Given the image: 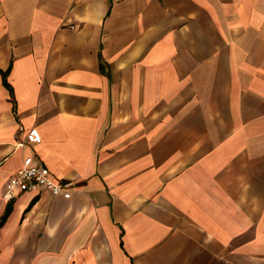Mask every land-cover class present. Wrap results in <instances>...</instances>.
<instances>
[{
	"label": "crops",
	"instance_id": "crops-1",
	"mask_svg": "<svg viewBox=\"0 0 264 264\" xmlns=\"http://www.w3.org/2000/svg\"><path fill=\"white\" fill-rule=\"evenodd\" d=\"M6 207L0 264H264V0H0Z\"/></svg>",
	"mask_w": 264,
	"mask_h": 264
},
{
	"label": "built area",
	"instance_id": "built-area-1",
	"mask_svg": "<svg viewBox=\"0 0 264 264\" xmlns=\"http://www.w3.org/2000/svg\"><path fill=\"white\" fill-rule=\"evenodd\" d=\"M24 142L26 144L40 142V137L34 128L26 132ZM71 186L70 182L52 180L46 168L27 156L23 158L21 166L7 178L5 193L7 198L11 199L18 193L45 191L53 198L68 200Z\"/></svg>",
	"mask_w": 264,
	"mask_h": 264
},
{
	"label": "trees",
	"instance_id": "trees-1",
	"mask_svg": "<svg viewBox=\"0 0 264 264\" xmlns=\"http://www.w3.org/2000/svg\"><path fill=\"white\" fill-rule=\"evenodd\" d=\"M2 84H3V86L8 90L10 100H11V102L13 103V101H12V94H11V92H10V88L7 86V84L5 83L4 80L2 81ZM8 213H9V207H6L5 210H4L3 215L0 217V226L2 225V223H3V221H4V219L6 218V216H7Z\"/></svg>",
	"mask_w": 264,
	"mask_h": 264
}]
</instances>
